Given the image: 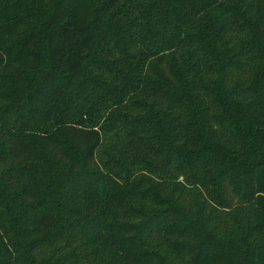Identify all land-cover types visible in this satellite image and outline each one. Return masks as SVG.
<instances>
[{
	"label": "trees",
	"instance_id": "1",
	"mask_svg": "<svg viewBox=\"0 0 264 264\" xmlns=\"http://www.w3.org/2000/svg\"><path fill=\"white\" fill-rule=\"evenodd\" d=\"M0 264H264V0H0Z\"/></svg>",
	"mask_w": 264,
	"mask_h": 264
},
{
	"label": "rangeland",
	"instance_id": "2",
	"mask_svg": "<svg viewBox=\"0 0 264 264\" xmlns=\"http://www.w3.org/2000/svg\"><path fill=\"white\" fill-rule=\"evenodd\" d=\"M178 226H179L178 228H174L173 230L175 235H177L179 231H183L185 236L184 237L182 236L183 237L182 240L179 241L178 244H176V249L189 251L191 246L193 248L210 246L218 249L220 248L228 249L239 259L243 255V248L227 247L215 239L208 238V236H206L201 231L200 225L198 224L197 221L193 222V221L181 220ZM169 234H171V232H169Z\"/></svg>",
	"mask_w": 264,
	"mask_h": 264
}]
</instances>
